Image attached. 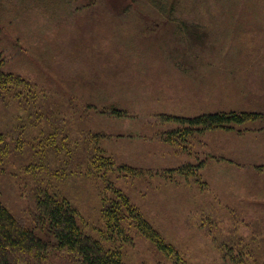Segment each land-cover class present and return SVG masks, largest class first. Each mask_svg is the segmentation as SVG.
Returning <instances> with one entry per match:
<instances>
[{
  "label": "rangeland",
  "instance_id": "1",
  "mask_svg": "<svg viewBox=\"0 0 264 264\" xmlns=\"http://www.w3.org/2000/svg\"><path fill=\"white\" fill-rule=\"evenodd\" d=\"M0 63L23 83L21 102L2 92L0 132L24 125L0 149V200L27 227L32 182L51 179L55 149L97 145L132 169L108 178L174 251L126 226L104 241L123 263L264 264V0H0ZM47 102L62 121L44 149L34 137ZM219 112L250 118L231 131L172 134L182 118ZM54 179L85 225L99 221L103 185Z\"/></svg>",
  "mask_w": 264,
  "mask_h": 264
},
{
  "label": "trees",
  "instance_id": "2",
  "mask_svg": "<svg viewBox=\"0 0 264 264\" xmlns=\"http://www.w3.org/2000/svg\"><path fill=\"white\" fill-rule=\"evenodd\" d=\"M2 66L3 64L0 63V97L4 98L2 92L6 91L9 98L15 95L16 100L21 102L20 91L17 88L23 83L19 77L4 73ZM24 87L27 88L25 90L27 93L24 91L25 98L35 100L36 93H32L29 86L24 85ZM40 107V114L48 115V117L44 120L45 124L38 128L39 133L34 139H38L46 149V142L53 141V138L57 136L56 131H50L56 127V122L62 121L59 120L60 115L56 119L53 116L55 112L60 113L62 109L59 104L50 105L48 102ZM35 108L36 104L20 109L32 112ZM63 113L64 111L61 112ZM118 113L116 110L113 112L114 115H119ZM249 118L250 115L246 113L236 112L208 113L192 119L182 118V129L172 134H179L185 138L193 131L200 133L216 130L231 131L234 126L243 125ZM64 128L72 130L70 125ZM79 129L83 128L79 127ZM23 133V122L18 123L15 129L0 132V149L3 148L8 137L13 138L12 141L17 144ZM77 137V135L72 136L70 142L73 143ZM82 138L84 139L82 142L88 145L84 142L86 137L82 136ZM96 138L95 136L94 139ZM67 139L68 136H64L63 140ZM60 145L61 151L58 152V149H55L56 160L52 164L56 170L51 171L49 167H45V174L51 179L55 178L54 180L58 181L63 179L67 182H72V176L91 177L90 180L93 183L103 185L104 192H100L101 207L97 217L99 221L92 226L85 225L83 214L77 210L71 197L67 192L60 193L61 187H57L51 179L45 183L40 182L36 187L32 182L34 219L28 227L24 219L16 218L0 200V264H125L122 261L121 248H116L117 253L110 249L106 250L104 241L113 244V241L128 235V231H125L126 226L145 237L159 252L174 254L173 249L165 244L163 237L152 226L153 224L148 222L149 220L144 217L141 210L136 205H131L124 192L115 187L112 184L113 181L108 178L110 174H116L119 178L123 172L131 175L133 174L131 168L115 164L114 159L107 157L97 145L93 147L81 145V149L83 148L81 156L78 153L79 147ZM42 146L38 152H34V155H41L40 158L44 157ZM60 153L65 155L61 159ZM4 154L0 155V159L5 157ZM37 159L39 160L36 158L34 162ZM61 183L64 185L66 182ZM107 191L110 195H106ZM96 193H98L97 190ZM103 233H105L104 236L108 234L109 237L105 238ZM63 261L66 262L63 263Z\"/></svg>",
  "mask_w": 264,
  "mask_h": 264
}]
</instances>
